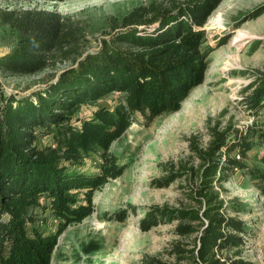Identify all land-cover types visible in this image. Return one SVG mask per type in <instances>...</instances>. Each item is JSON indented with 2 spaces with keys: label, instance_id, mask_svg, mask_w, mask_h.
Listing matches in <instances>:
<instances>
[{
  "label": "trees",
  "instance_id": "16d2710c",
  "mask_svg": "<svg viewBox=\"0 0 264 264\" xmlns=\"http://www.w3.org/2000/svg\"><path fill=\"white\" fill-rule=\"evenodd\" d=\"M35 1V0H23ZM64 2L67 0H46ZM223 0H189L171 4L153 2L139 6L117 20L101 41L97 52L87 53L86 36L58 12L47 9L0 8V22L17 33V44L0 57V73L26 77L71 63L43 91L0 102V264H52L59 237L72 224L82 223L95 211L94 195L125 171L110 152L112 144L133 124L140 113L149 120L181 110L191 91L205 82L208 62L202 44V29ZM158 25L154 33L141 27ZM139 32H142L140 34ZM55 79V80H54ZM126 95L125 104L114 111L102 107L93 118L74 125L84 104L97 102L112 93ZM253 111L254 124L246 134L214 130L209 146L195 149L201 160L200 186L195 200L205 204L202 216L195 209L182 210L177 220H191L204 227L195 250L177 247L179 260L193 264L227 263L224 253L239 250L249 234L245 222L229 216L215 187H224L235 170L249 178L258 175L243 163L255 139L264 141V78L245 98ZM54 128V146L39 148L37 132ZM99 152L102 158L96 175L78 173L84 154ZM237 154L242 161L236 159ZM203 167V170H202ZM202 170V171H201ZM175 181L190 176L186 168L166 170ZM50 202L59 225L54 234H44L30 211ZM126 213L117 215L124 220ZM166 214L161 220L172 219ZM175 217V216H174ZM160 220V221H161ZM199 230L181 226L179 235ZM240 255L241 252H237ZM190 255V256H187ZM148 264H165L153 260Z\"/></svg>",
  "mask_w": 264,
  "mask_h": 264
},
{
  "label": "rangeland",
  "instance_id": "374dc122",
  "mask_svg": "<svg viewBox=\"0 0 264 264\" xmlns=\"http://www.w3.org/2000/svg\"><path fill=\"white\" fill-rule=\"evenodd\" d=\"M173 1L0 0V8L58 12L86 36L87 53H94L114 21L121 22L139 6ZM157 28L156 24L140 30L154 33ZM202 29L206 35L202 48L208 62L205 82L191 91L178 112L165 113L153 120L140 113L134 115L131 127L110 150L118 165L124 166V174L95 193V211L91 216L82 223L70 225L59 237L52 264H148L153 260L193 264L191 259L179 260L174 250L177 247L195 250L204 227L191 220H177L176 216L182 210L192 209L200 211L202 216L205 208V204L195 200L201 169L195 149H206L214 130L229 131L234 137L236 133L246 134L254 124L255 116L245 105V98L264 78V0H223ZM17 41V33L0 22V57L10 53ZM70 66L67 62L57 65L55 70L26 77L0 73V102L5 103L11 96L22 99L43 91L54 75ZM125 102L126 95L116 92L84 104L74 125L80 127L102 107L114 111ZM260 118L264 119V111ZM54 134L51 127L38 131V147H53ZM232 155L243 160L237 154ZM243 163L258 177L252 179L235 170L224 187L214 189L219 200L226 204L228 215L237 216L245 222L246 230H250L244 236L245 245L225 252L223 258L227 263L242 260L248 264H264V141H253V149ZM101 164V155L93 151L84 154L80 164L71 169L96 175ZM181 167L193 174V178L190 180L188 175L170 181L172 175L166 170ZM122 211L126 213L123 221L117 217ZM30 213L36 219L33 226L41 232L48 235L57 231L59 222L49 201L42 200V205ZM166 214H173L172 219L161 220ZM185 225L199 231L179 235L177 230Z\"/></svg>",
  "mask_w": 264,
  "mask_h": 264
}]
</instances>
